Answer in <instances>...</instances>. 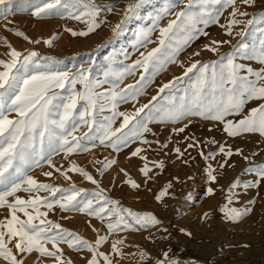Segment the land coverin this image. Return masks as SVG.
Returning a JSON list of instances; mask_svg holds the SVG:
<instances>
[{"label":"rangeland","instance_id":"obj_1","mask_svg":"<svg viewBox=\"0 0 264 264\" xmlns=\"http://www.w3.org/2000/svg\"><path fill=\"white\" fill-rule=\"evenodd\" d=\"M46 2L50 0H11L0 5V61H9L8 53L13 49L21 53V59L35 52L37 55L29 62L27 71L21 70L22 78L40 73H68L75 77L83 72L90 80L99 82L94 92L103 95L97 100L94 115L86 117L94 121L91 130L79 120L84 102L77 104L74 115L79 127L73 135L79 139L80 147L67 152V147L75 143L72 137H68L70 144L63 148L59 141L50 145L46 140L42 148L44 158L36 157L39 164L30 161L31 166H25V175L54 188L83 190L77 200H91L92 210L103 208L104 211L97 216L87 210H62L54 201L71 194L70 191L58 192L53 197L48 191H24L23 188L28 187L26 184L14 196L8 197V201L13 202L16 197L24 200L35 196L47 198L52 208L42 202L39 211L47 215L33 223L45 227L40 221H50L59 224L60 229H51L49 235L63 231L66 239H74L67 236V233H73L87 241L98 253L97 264H105L99 253L107 256L111 264H157L158 261H164V264L173 261L175 264H264V178L258 175L260 166H264V135L242 132L230 136L224 130L225 123H237L250 109L264 104V99H246L244 107L226 115L224 121L199 115L179 120L165 116L169 109L181 103L180 98L185 96V90L195 79L200 66L213 61L217 64L226 62L229 54H234V62L242 66L241 77L256 81L258 85L264 84L254 75L264 69V64L252 51L259 49L264 40V21L259 20L264 15V0H253L248 5L242 0H235L234 4L227 0L209 3L207 8L214 19L207 25L197 24L193 38L186 44H179L180 50L173 57L175 62L168 60L155 74L151 66L147 73L141 66H136L130 73L126 70L141 59L142 53L146 55L160 47V29L174 20L175 12L183 9L189 0H142L127 17L125 9L136 0H92L98 9L106 6L113 9L99 27L87 35H72L67 29L87 32L90 18L86 15L79 20L72 17L87 11L83 3L88 0L80 4L73 2L70 8L58 6L59 14L33 16V11ZM193 2L198 11L199 0ZM168 5L173 6L167 14H162ZM234 8L237 10L235 17L232 16ZM239 12L247 15L240 16ZM157 16L161 18L157 19ZM254 17L257 22L248 25L247 21ZM232 19L240 23L232 25L231 34H227ZM117 24L121 27L114 33ZM17 32L23 35H16ZM183 39L184 34H178L169 41L172 47L162 48L157 54L159 59L165 60ZM45 40L51 43L45 44ZM214 41L219 43L213 44ZM241 45H247V48H240ZM206 46L215 47L216 51H209ZM196 61L200 62L197 69L184 76L185 69ZM0 71H3L2 66ZM141 75L146 79L138 84ZM177 77L182 79L163 92L159 91ZM78 84L73 85L69 79L64 82V88H53L52 92L66 101L72 93L80 92ZM129 85L134 87L129 89ZM122 90L126 93L125 98L117 95L113 100V93L120 94ZM17 91L18 88L8 90L9 103ZM144 105L148 108L115 137L101 143L104 131L103 127L97 130L98 125H107L115 131L123 123L120 113L133 116ZM9 116L15 118V113H9ZM138 120L148 131L133 128ZM85 133L88 138L81 139ZM121 136L126 142H117L113 147V142ZM36 147L38 151L41 149L38 140ZM137 149L140 151L133 156ZM145 166L149 170L147 175L141 172ZM73 169H83L95 183ZM49 172L51 176L45 175ZM211 176L216 179L212 180ZM129 180L138 187L133 188L127 182ZM208 189H212L211 194ZM161 192L165 194L157 200ZM231 209L244 214L237 220H230ZM245 209L250 211L245 212ZM27 211L35 215L32 208ZM16 215L27 219L22 212ZM149 215L158 223L148 221ZM142 217L144 219H140ZM7 219H10L7 207L0 208V221ZM109 223L116 225L111 231ZM125 223L129 225L127 228ZM99 237L106 239L97 246ZM116 241H122L117 244L120 254L112 249ZM14 243L15 240L8 247L22 264H59L54 256H41L36 251L19 253ZM44 246L49 251H56L50 242ZM57 248L62 264H88L92 259V252L83 244L69 247L68 243L58 241ZM0 264H8V261L0 257Z\"/></svg>","mask_w":264,"mask_h":264},{"label":"snow or ice","instance_id":"obj_2","mask_svg":"<svg viewBox=\"0 0 264 264\" xmlns=\"http://www.w3.org/2000/svg\"><path fill=\"white\" fill-rule=\"evenodd\" d=\"M11 0H0V5L10 3ZM74 4H80L83 0H50V2L43 3L42 6L37 7L33 11L32 15L36 17L48 16L53 14H59L60 9L58 6L64 8H70ZM221 0H199V10H195L197 5L193 0L185 5L183 9L175 12V19L169 21L166 27L160 29V47L152 49L146 55L141 54V59L135 61L134 65L127 69L129 73L136 67L141 66L144 68V72L149 71V67H152L153 74L161 70L168 60L175 62L174 55L180 50L179 44H186L188 40L193 38V33L197 31L196 25L203 23L207 25L210 20L214 19L213 14L208 10L207 5L209 3L219 4ZM253 0H242L245 5L251 4ZM142 0H136L135 3L129 4L125 9V17L130 15L139 5ZM227 3L234 4L235 0H227ZM173 5H168L162 10V14H167ZM83 7L87 9L86 12H82L79 16H74L77 20L81 19V16H88L91 22L88 24L87 32L76 33L71 29H67L72 32V35H87L88 32L93 31L99 27L96 22V16L99 11L97 6L92 3V0H88L87 3H83ZM111 8L109 7V11ZM240 16H246V12H239ZM237 15V10L234 8L232 16ZM69 16H72L69 12ZM161 16H157L160 19ZM260 21H264V15L259 17ZM257 22V18H253L247 21L248 25H252ZM240 23L239 20L232 19L229 21L227 34H231L232 25ZM121 27L117 24L113 28L115 33ZM178 34H184L183 41H178L176 47L172 48V52L165 60H160L158 53L165 46L172 47L169 41L175 38ZM16 35H23L17 32ZM243 35V33H241ZM45 44H50V40H45ZM219 42L214 41L213 44ZM260 48H253L255 57L261 64H264V40L260 42ZM209 51H216L215 47L206 46ZM240 48L246 49L247 45H241ZM240 48L237 51H240ZM199 53H196L198 55ZM10 60L7 62L0 61L3 71H0V187L3 188L0 191V208L7 207L10 215V219L6 221H0V257H3L8 264H22V261L17 259V256L13 254L12 250L8 247V244L15 240L14 247L19 253H30L32 251L38 252L41 256H54L59 264H62L61 256L58 255L59 248H57V242H66L69 247H73L74 244H83L88 247L92 252V259L88 261V264H97L98 253L89 245L87 241L81 240L73 233H67L68 237H74V239H66L63 231L57 232L56 235H49L51 229H60L59 224H52L50 221L41 220V227L35 223L34 220L39 219L41 216H46L47 213L39 211V205L43 202L49 209L52 208V203L48 202L47 198L40 196L30 197L27 200L16 197L13 202L8 201V197L14 196L15 193L22 190V185H28L27 188H23L24 191L31 192L33 190L48 191L54 197L58 192L70 191L71 194L62 196L61 199L55 200L54 203L58 204L62 210H78L80 212L89 211L90 214L97 215L104 211L103 208L99 210H92V201L82 199L77 200L83 190H77L74 187L69 190L54 188L47 184L38 183L33 177L25 175V166H31L29 163L39 164V159H43V145L47 140L51 145L54 141H59L60 146L63 148L70 144L68 137H72V141L75 143L67 147V152H72L75 148L80 147L79 139L73 135L78 129L79 124L76 122L74 111L77 109V104L83 101L85 104L84 110L79 113V120L88 126L91 130L94 121L86 119V117H92L94 115L93 109L96 108L97 100L103 94L94 92V88L98 86L99 82L92 81L89 77L82 73H79L75 77H70L68 73H56V74H44L40 73L32 75L27 78H22L21 70L27 71L29 62L37 54L35 52L29 53L27 56H23L21 59V53L16 50H11L8 53ZM222 59H224L222 57ZM155 61V63H154ZM200 64L199 61L193 62L184 71V76H188L189 73H193L194 69ZM241 65L234 62V54H229L226 58V62L217 64L216 61L211 64L205 63L200 66L195 73V79L189 84V88L185 90V96H182L181 103L178 106H174L169 109L165 116L171 120H179L189 115H199L206 119L224 121L226 115L233 112H239L245 105L247 100H261L264 99V84L258 85L256 81L249 80L247 77H241L239 71ZM251 73V69L248 70ZM107 75V73H106ZM121 76L123 73L120 74ZM257 81H264V69L261 72L254 73ZM71 79V83L75 85L80 83L83 85V91L74 92L65 101L64 98L58 97V95L52 92L53 88H64V82ZM146 77L141 75V80L137 83L145 81ZM182 78L177 77L175 81L169 82L160 88V92L170 88L174 83L180 81ZM22 81V82H21ZM134 86L129 85L131 89ZM18 88L15 96L11 99L10 103L6 98L8 90H15ZM139 91V89H137ZM51 93V94H50ZM120 95L121 98H125V91L122 90L120 94L113 93L112 99L115 100L116 96ZM156 97H153L155 100ZM115 107V104H113ZM148 105H144L137 109L133 116H129L125 113H120L123 116V123L120 128L112 131L107 125L97 126V130L103 127L104 135L101 137V143L105 139L115 137L116 133L125 128L131 120L139 116ZM102 110V109H101ZM9 113H15V118H10ZM108 119V118H106ZM141 127L143 131H148L146 125L142 121H136L133 128ZM224 130L230 136L239 135L242 132H259L264 135V104H260L258 107L249 110L248 114L237 123L233 124L231 121L225 123ZM183 131V129H180ZM83 138H88V134L85 133ZM37 140L41 146L38 151L36 144ZM125 143L126 138L121 136L116 138V142H113L112 146L115 147L116 143ZM191 146V145H190ZM140 149H137L132 153L136 156ZM177 151H179L177 149ZM223 151V149H221ZM231 155V152L228 153ZM36 157H39L37 159ZM51 164V160L48 161ZM79 171L89 181L95 183L93 178L88 175L83 169H73ZM147 166L141 169V172L147 175ZM47 176H51L52 173H45ZM211 175V174H210ZM258 175L264 178V166H260ZM212 180H215V176H211ZM18 181V182H17ZM133 188L138 185L129 180L127 181ZM247 187V185H246ZM211 194L212 189H208ZM165 193L161 192L156 199L159 200ZM94 195L99 196L100 193ZM63 201V202H61ZM110 203L115 204V201ZM83 204L81 207L80 205ZM32 208L35 211V215L30 214L27 209ZM245 212L250 209H245ZM22 212L27 217L26 220L20 219L16 213ZM244 213L231 209L228 215V219L237 220ZM140 219H144L143 217ZM147 220L151 223H158L155 217L148 216ZM139 223L140 220H137ZM129 225L125 223L124 227ZM116 225L112 223L108 224V228L111 231ZM183 231V230H182ZM7 238V240H6ZM106 237H99L96 240V245L99 246ZM50 242L52 247L56 249L55 252L49 251L44 244ZM122 241H116L112 244V249L117 254L119 249L117 244ZM103 256L105 264H111L108 257L103 253H99ZM143 255V254H141ZM167 256V253H165ZM157 264H164V261H158ZM172 264H175L173 261Z\"/></svg>","mask_w":264,"mask_h":264},{"label":"built area","instance_id":"obj_3","mask_svg":"<svg viewBox=\"0 0 264 264\" xmlns=\"http://www.w3.org/2000/svg\"><path fill=\"white\" fill-rule=\"evenodd\" d=\"M110 8H111L110 11H109V7L108 6L99 9V11L97 13V16H96V22L98 24L103 22L106 19V17L111 13L113 8L112 7H110ZM82 89H83V85L78 84L77 90L81 91ZM178 264H185V262H178Z\"/></svg>","mask_w":264,"mask_h":264}]
</instances>
